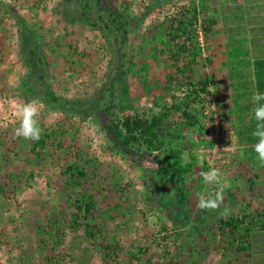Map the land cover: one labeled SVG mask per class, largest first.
Returning a JSON list of instances; mask_svg holds the SVG:
<instances>
[{
  "label": "rangeland",
  "instance_id": "374dc122",
  "mask_svg": "<svg viewBox=\"0 0 264 264\" xmlns=\"http://www.w3.org/2000/svg\"><path fill=\"white\" fill-rule=\"evenodd\" d=\"M182 12L188 53L168 40ZM235 46L264 52V0H0V264H264V169L229 114L249 74ZM28 102L35 142L14 132ZM132 115L160 142L132 141ZM210 167L229 185L217 211L197 208Z\"/></svg>",
  "mask_w": 264,
  "mask_h": 264
},
{
  "label": "trees",
  "instance_id": "16d2710c",
  "mask_svg": "<svg viewBox=\"0 0 264 264\" xmlns=\"http://www.w3.org/2000/svg\"><path fill=\"white\" fill-rule=\"evenodd\" d=\"M182 13H183L182 17L177 18L174 26H171L170 24L169 27L171 30L170 32H168L169 35L168 40L171 42V45L174 46L173 50L176 51V53H184V52L188 53V50L191 51L190 48L188 49V47L185 46L186 44L184 42L182 41L178 42L177 38L181 37L182 34H184L183 35L184 37L188 35L187 29L189 28V25L191 23L190 21H193L195 15L193 13L192 15L190 14V16L187 17L184 14V12ZM12 15L16 21H19L18 14L15 11L12 12ZM261 53L262 54L256 55L254 58H251V60H249L248 58H242L245 57V51L241 50L240 47L235 46L231 51V56L235 57L234 61L236 64L245 62L247 66H251L252 74L255 79V85L259 92L264 93V52ZM189 54L190 57L188 61L191 62L194 59L195 53L190 52ZM180 65H182L181 67H183V64ZM184 67L185 68L187 67V70H190L191 64L188 63ZM179 68L180 66L178 67V69ZM234 69L235 66L230 65V70L228 75L233 76V72L235 71ZM182 70L184 69L182 68ZM236 73L238 77H242L241 73L238 70H236ZM197 83L199 84L200 88H203L205 86V79L202 80L200 79L197 81ZM181 112L184 113L185 111L181 110ZM119 123L132 141H138L140 143H145L146 145H154L155 143H158V141L160 142L162 138L161 137L162 135L159 134V132H157L153 128V125L150 122L140 117L133 115L124 116L120 118ZM107 130L108 133H111V135L112 134L115 135V132L117 131V126L108 124ZM81 207L83 208L84 211H89L90 204L87 203L81 204V202H77L76 208L80 209ZM72 215H73V219H76L78 214L76 212H72ZM233 220L235 219L231 217L230 219H226L224 222L230 224ZM85 231L88 234L92 233L89 229H85Z\"/></svg>",
  "mask_w": 264,
  "mask_h": 264
},
{
  "label": "clouds",
  "instance_id": "9594fccd",
  "mask_svg": "<svg viewBox=\"0 0 264 264\" xmlns=\"http://www.w3.org/2000/svg\"><path fill=\"white\" fill-rule=\"evenodd\" d=\"M251 101L254 104L252 117L257 122L256 128L252 132L253 137L257 140L253 147L259 161L264 164V93L253 92ZM141 103L143 104L144 101ZM148 106L151 107V105ZM39 116L40 107L37 102L19 104L16 108L18 126L14 129L15 136L33 142L38 141L43 131L39 124ZM200 175L206 185L215 186V191L198 194L197 208L209 211L219 210L224 203L225 189L229 185L224 180L220 169L216 167H210L209 171H203ZM228 214L229 209L224 208L222 215Z\"/></svg>",
  "mask_w": 264,
  "mask_h": 264
},
{
  "label": "crops",
  "instance_id": "0c3cea01",
  "mask_svg": "<svg viewBox=\"0 0 264 264\" xmlns=\"http://www.w3.org/2000/svg\"><path fill=\"white\" fill-rule=\"evenodd\" d=\"M247 71H249L248 80L244 79V76H242V78L231 82L232 93L230 91L229 100L230 104L234 105V108L230 107L229 114H233L235 118V120H232L231 122L235 124L234 134L239 149L254 150L253 146L257 140L253 137L252 132L256 128L257 122L252 117L254 104L251 101V96L253 92L258 91V89L255 85L251 66H249ZM256 164L264 169V164L260 161H257Z\"/></svg>",
  "mask_w": 264,
  "mask_h": 264
}]
</instances>
